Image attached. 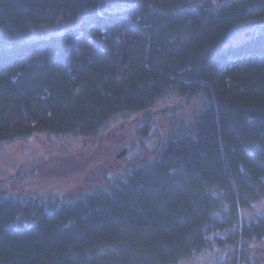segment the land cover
I'll return each mask as SVG.
<instances>
[{
	"label": "trees",
	"instance_id": "1",
	"mask_svg": "<svg viewBox=\"0 0 264 264\" xmlns=\"http://www.w3.org/2000/svg\"><path fill=\"white\" fill-rule=\"evenodd\" d=\"M42 24L63 29L25 38ZM169 88L204 106L149 164L51 209L0 196V264H175L228 243L217 264H256L240 242L264 216L240 210L264 197V0H0V141L91 138Z\"/></svg>",
	"mask_w": 264,
	"mask_h": 264
},
{
	"label": "rangeland",
	"instance_id": "2",
	"mask_svg": "<svg viewBox=\"0 0 264 264\" xmlns=\"http://www.w3.org/2000/svg\"><path fill=\"white\" fill-rule=\"evenodd\" d=\"M62 27L63 24L36 25L25 38L47 37ZM244 34L247 33L238 39ZM233 63H241V59H234ZM169 104L177 107L162 111ZM203 106L202 93H181L169 88L151 107L129 115H115L103 126L100 134L91 138L39 132L29 137L0 141V196H8L14 201L37 197L45 208L51 209L58 207L63 200L93 190L109 189L125 179L134 166L152 162L168 140L192 132ZM147 127V132H143ZM123 148H127V153L117 157ZM17 171V175L11 176ZM260 216H264V197L251 208L240 210V224H249ZM31 217L21 212L12 224H32L36 218ZM237 228L234 223L227 233ZM241 243H245L256 264H264V238ZM235 247V243L214 244L175 264H217L225 259L231 260ZM238 264H243L240 257Z\"/></svg>",
	"mask_w": 264,
	"mask_h": 264
},
{
	"label": "water",
	"instance_id": "3",
	"mask_svg": "<svg viewBox=\"0 0 264 264\" xmlns=\"http://www.w3.org/2000/svg\"><path fill=\"white\" fill-rule=\"evenodd\" d=\"M125 58H126V56H124V60H125ZM176 107H177V105L169 104L167 107L162 108V111H166L167 109H174V108H176ZM126 153H127V148H123L122 150H120V151L117 153V157L124 156Z\"/></svg>",
	"mask_w": 264,
	"mask_h": 264
}]
</instances>
